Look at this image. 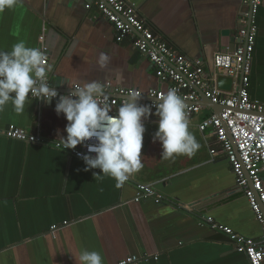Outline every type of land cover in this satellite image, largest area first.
Here are the masks:
<instances>
[{"label":"crops","instance_id":"crops-1","mask_svg":"<svg viewBox=\"0 0 264 264\" xmlns=\"http://www.w3.org/2000/svg\"><path fill=\"white\" fill-rule=\"evenodd\" d=\"M134 1L156 34L189 58L202 59L210 71L216 50L239 43L242 0ZM257 25L250 95L264 104V0ZM44 27L55 90L92 80L142 91L166 88L148 57L130 38L117 40L113 25L87 10L84 0H17L0 12V51L20 41L38 48ZM101 52L111 57L106 69L96 63ZM56 102L40 104L29 96L23 113H15L11 102L0 111V131L15 124L45 139L27 143L0 132V264H76L74 256L83 250L100 252L103 264L129 255L151 256L140 264H250L225 234L200 222L208 215L245 236L262 234L229 160L211 156L195 122L188 129L200 145L195 154L163 160L160 142H153L157 117L144 120L143 168L117 188L110 177L95 180L100 169L85 171L84 161L54 146L67 135L68 123L56 114ZM203 107L204 114L213 110ZM136 182L155 183L164 199L135 202ZM179 204L195 206L187 211ZM64 221L71 224L50 231Z\"/></svg>","mask_w":264,"mask_h":264},{"label":"built area","instance_id":"built-area-1","mask_svg":"<svg viewBox=\"0 0 264 264\" xmlns=\"http://www.w3.org/2000/svg\"><path fill=\"white\" fill-rule=\"evenodd\" d=\"M262 3L263 0H242L246 9L239 19L237 34L239 43L233 50L223 48L216 50L213 54V69L210 71L202 59L189 58L156 34L140 14L139 6L134 0H84L87 10H97L113 25L117 40L130 38L133 47L147 56L152 63L158 82L166 85L165 89L158 86L142 91L113 86L111 82H107L105 86L113 102V114L121 102L128 97L130 91L141 93L144 98L141 104L151 105L156 96L175 87L185 103L189 124L195 122L211 156L226 155L235 174L238 189L247 198L261 226L262 234L257 238L245 236L208 215H202L200 222L225 234L233 243L235 250L244 254L250 264H264V104L252 99L250 95L252 64L258 33L257 14ZM38 48L45 53L46 62L50 63L45 27L39 36ZM219 76L233 79L231 90L221 89L218 86ZM48 83L51 87V77ZM69 91H57V97L52 100L58 101L60 95H66ZM202 94L213 104L220 105L221 112L210 110L204 114L205 108L199 103ZM36 100L40 104L45 103ZM152 111H155L154 106ZM0 132L8 139L27 143L45 142L39 132H32L15 124H9ZM58 142H54V146ZM92 142L94 141L90 140L86 143ZM65 151L82 160L78 153H87V147L77 145L75 149H65ZM128 181H132V178L130 177ZM135 184L137 190L135 202L147 196L158 202L164 199V195L155 189V183L136 182ZM179 206L191 211L195 205L179 204ZM70 224L68 221L54 224L50 231L56 232ZM150 258V255H129L121 259L118 264H140ZM154 259L158 260L159 256H154Z\"/></svg>","mask_w":264,"mask_h":264},{"label":"clouds","instance_id":"clouds-1","mask_svg":"<svg viewBox=\"0 0 264 264\" xmlns=\"http://www.w3.org/2000/svg\"><path fill=\"white\" fill-rule=\"evenodd\" d=\"M16 3L17 0H0V12ZM110 60L107 53L101 52L96 63L100 69H106ZM51 72L52 65L46 62L45 53L27 47L24 41L15 43L11 51H0V111L11 102L15 113H23L29 96L51 103L58 95L48 83ZM113 79L119 83L120 74ZM69 87L68 94L60 95L55 104L56 114H63L68 122L64 129L67 135H60L55 147L63 151L86 146L87 153L78 156L85 163V171L101 170L102 174L93 173L95 180L107 176L115 180V187L121 188L143 168L141 149L146 131L143 121L153 115L157 117L153 142L161 144V159L191 157L200 147L188 130L185 103L175 87L156 96L151 105L138 103L141 93L130 91L114 114L113 102L102 82L92 80ZM90 140L94 142L86 143ZM74 258L76 264H103L98 251L83 250Z\"/></svg>","mask_w":264,"mask_h":264},{"label":"water","instance_id":"water-1","mask_svg":"<svg viewBox=\"0 0 264 264\" xmlns=\"http://www.w3.org/2000/svg\"><path fill=\"white\" fill-rule=\"evenodd\" d=\"M228 33V32H226ZM233 85V79L231 77H226V76H219L218 78V86L221 89L225 90H231ZM158 87V86H157ZM201 98L203 99V106L212 108L216 113H220L222 110V107L217 104H213L209 99H207L203 94L201 95ZM144 100L142 97L138 103L141 104V102ZM52 102V101H51Z\"/></svg>","mask_w":264,"mask_h":264}]
</instances>
